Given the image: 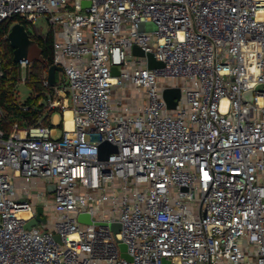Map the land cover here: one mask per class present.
Returning a JSON list of instances; mask_svg holds the SVG:
<instances>
[{
  "label": "built area",
  "instance_id": "obj_1",
  "mask_svg": "<svg viewBox=\"0 0 264 264\" xmlns=\"http://www.w3.org/2000/svg\"><path fill=\"white\" fill-rule=\"evenodd\" d=\"M82 1L0 0V77L14 16L48 19L62 67L59 121L0 127V264H264V0Z\"/></svg>",
  "mask_w": 264,
  "mask_h": 264
},
{
  "label": "trees",
  "instance_id": "obj_2",
  "mask_svg": "<svg viewBox=\"0 0 264 264\" xmlns=\"http://www.w3.org/2000/svg\"><path fill=\"white\" fill-rule=\"evenodd\" d=\"M14 22H20L26 26L31 38L39 45L42 57L30 60L31 69L26 84L31 87V94L24 102H19L16 89L21 79L20 64L14 60V49L9 40L2 41L1 60L4 74L0 77V127L5 136L10 135L16 123L20 129L52 125V116L55 113L42 103L46 92L51 89L44 86L43 78L53 64L54 34L52 31L45 35L29 31L27 28L29 23L19 16L6 21L4 30L8 31Z\"/></svg>",
  "mask_w": 264,
  "mask_h": 264
},
{
  "label": "water",
  "instance_id": "obj_3",
  "mask_svg": "<svg viewBox=\"0 0 264 264\" xmlns=\"http://www.w3.org/2000/svg\"><path fill=\"white\" fill-rule=\"evenodd\" d=\"M91 5L90 0H83L82 6L83 8H88ZM8 40L10 42V45L14 49V60L16 62H20L22 59H29L28 57V51L31 45L37 44L35 40H33L28 33L26 26L20 22H15L10 29V32L8 34ZM133 53L136 56H142L147 57L148 59V66L149 68H160L164 66V63L162 61H159L155 58L154 54L151 52L144 51L141 47L138 45H135L133 47ZM62 71V67L58 65H51L48 69V79L51 84H55L56 82V73ZM112 74L113 75H119V68L117 66L112 67ZM164 99L167 103V106L170 109H174L177 104L178 100L181 97V89L179 87H169L166 88L163 92ZM109 146V143L106 142L101 146V157L103 159L107 158V155L103 153V150L105 147ZM79 220L81 222H91V216L88 213H81L79 215ZM47 222L46 216L44 215V210L41 205L37 206V214L35 218L29 220L25 224V228L31 229L33 226L42 223L45 224ZM99 224H104L103 222H97ZM111 228L114 230L115 233L119 232L121 228L120 223H112L110 224ZM120 247L122 251H125L127 246L125 243L121 242ZM127 259L131 260L132 258L127 255L123 254Z\"/></svg>",
  "mask_w": 264,
  "mask_h": 264
},
{
  "label": "rangeland",
  "instance_id": "obj_4",
  "mask_svg": "<svg viewBox=\"0 0 264 264\" xmlns=\"http://www.w3.org/2000/svg\"><path fill=\"white\" fill-rule=\"evenodd\" d=\"M13 24L14 23H12L11 26ZM27 28L31 32H37V33L45 35L50 31L51 26L48 22V19L45 16H42L36 21V23H33V22L29 23ZM28 57L31 60L40 59L42 57L41 49L38 44H33L30 46L29 51H28ZM30 69H31V66H27V67L20 66L21 79L16 89L18 92L16 95H17L19 102H24L31 94V87L26 84V79L30 72ZM58 75H60V72H58ZM61 118L62 116L60 117V119ZM65 118H66V115H65ZM55 119H56V114H53L52 120H55ZM59 129L61 131L62 129L61 126H59ZM61 133L62 131L60 132V134ZM54 215L55 214L52 213V215H50V219H53Z\"/></svg>",
  "mask_w": 264,
  "mask_h": 264
},
{
  "label": "crops",
  "instance_id": "obj_5",
  "mask_svg": "<svg viewBox=\"0 0 264 264\" xmlns=\"http://www.w3.org/2000/svg\"><path fill=\"white\" fill-rule=\"evenodd\" d=\"M58 72H59V71H58ZM58 72L56 73V79H60V77L62 76L61 72H60V75H58ZM126 95H128V100H129L130 102H134V101H136V100L134 99V96H135V97H138V98L141 97V95H140L139 93L135 92L134 90L127 92ZM59 120H60V116L57 114V115H56V119L53 120V121H59ZM38 185H39V187L42 186V185H43V182H39Z\"/></svg>",
  "mask_w": 264,
  "mask_h": 264
},
{
  "label": "bare ground",
  "instance_id": "obj_6",
  "mask_svg": "<svg viewBox=\"0 0 264 264\" xmlns=\"http://www.w3.org/2000/svg\"><path fill=\"white\" fill-rule=\"evenodd\" d=\"M65 115H66V128L67 129H71L72 126H73V119H72V111L70 109H68L66 112H65ZM23 215H26V213H22Z\"/></svg>",
  "mask_w": 264,
  "mask_h": 264
}]
</instances>
